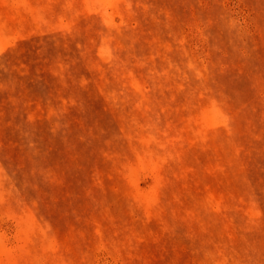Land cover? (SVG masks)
I'll list each match as a JSON object with an SVG mask.
<instances>
[{
  "label": "rangeland",
  "instance_id": "obj_1",
  "mask_svg": "<svg viewBox=\"0 0 264 264\" xmlns=\"http://www.w3.org/2000/svg\"><path fill=\"white\" fill-rule=\"evenodd\" d=\"M0 264H264V0H0Z\"/></svg>",
  "mask_w": 264,
  "mask_h": 264
}]
</instances>
